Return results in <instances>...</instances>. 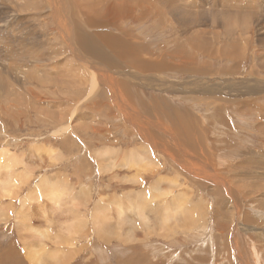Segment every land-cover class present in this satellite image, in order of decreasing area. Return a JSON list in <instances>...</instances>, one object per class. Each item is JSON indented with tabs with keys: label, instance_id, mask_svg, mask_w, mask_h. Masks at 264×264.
<instances>
[{
	"label": "rangeland",
	"instance_id": "obj_1",
	"mask_svg": "<svg viewBox=\"0 0 264 264\" xmlns=\"http://www.w3.org/2000/svg\"><path fill=\"white\" fill-rule=\"evenodd\" d=\"M263 37L264 0H0V264L46 227L63 264H264Z\"/></svg>",
	"mask_w": 264,
	"mask_h": 264
},
{
	"label": "bare ground",
	"instance_id": "obj_2",
	"mask_svg": "<svg viewBox=\"0 0 264 264\" xmlns=\"http://www.w3.org/2000/svg\"><path fill=\"white\" fill-rule=\"evenodd\" d=\"M142 13H144V12H142ZM138 17V16H137ZM90 18V17H89ZM91 19H92V17H91ZM90 22V21H89ZM87 24H88V26H89V23L88 22H86ZM94 25V24H93ZM96 26V25H95ZM88 38V37H87ZM99 38L101 39L100 41H102V42H105L106 43V45L105 46H107L106 48H110V49H112L114 52H116V53H119V54H121V55H124V54H126V53H128V56H131V53L134 51V49H136L135 47H133V46H130V45H127V44H123V43H117V41H113V40H110V41H106V37H104V36H99ZM94 42V41H93ZM103 45H104V43H102ZM123 44V45H122ZM104 47V46H103ZM106 52V51H105ZM143 59L142 58H136L134 61H132L133 63H132V65L134 66V67H136L137 69H140L139 68V63L142 61ZM152 66V65H151ZM147 67H149V64L147 65ZM161 68V67H160ZM93 72V71H92ZM108 73V72H107ZM107 78V77H106ZM92 79V78H91ZM95 79V78H94ZM93 81V80H92ZM93 84H95V83H92L91 85H93ZM105 84H106V86H107V88H108V90H109V92H107V93H109L110 94V88H109V81L108 82H105ZM96 85V84H95ZM114 87V86H113ZM122 88V87H121ZM120 88V89H121ZM115 89V88H114ZM93 91V90H92ZM112 94L114 95V93L112 92ZM105 96V95H104ZM108 96V95H107ZM110 96V95H109ZM115 96V97H114ZM113 96V103H116V106H118V104H119V102L122 100V99H124L123 98V96L120 94V93H117V94H115ZM100 98V97H99ZM104 98V97H103ZM102 98V99H103ZM109 99V98H108ZM99 100V99H98ZM125 100H127V99H125ZM116 101V102H115ZM124 101V100H123ZM94 102V101H93ZM96 102V101H95ZM94 102V103H95ZM112 102V101H111ZM100 103V102H99ZM122 103V102H121ZM129 103V102H128ZM125 104V103H124ZM121 105V104H120ZM127 106V105H126ZM146 106V105H145ZM100 108V107H99ZM117 108V107H116ZM121 108V107H120ZM133 108V107H132ZM126 109V108H125ZM123 110V109H122ZM120 111H121V109H120ZM124 111V110H123ZM134 111V110H133ZM162 112V111H161ZM126 116V115H125ZM181 118L179 115H177V113L176 112H174V119H175V122H174V125L182 132V134H184V135H186V136H191L193 133H192V131H194L195 130V124H193V123H190L188 126H186V125H183L182 123H181V121L179 120V118ZM144 129V128H143ZM186 139V138H185ZM36 148H34V150H35ZM8 150V149H7ZM7 150H5V149H2L1 151H0V162L2 161V160H5L4 161V165L5 164H7V166L10 164V163H12L13 161H14V158L12 157V156H6V154L8 153V151ZM36 151V150H35ZM106 152V151H105ZM107 153V152H106ZM10 155V154H9ZM147 157V156H146ZM129 160V162H128V164H130V166H143V165H145L146 164V158L145 157H141V156H139L138 158H135L134 156L133 157H131V158H129L128 159ZM15 162V161H14ZM2 163V162H1ZM19 163V162H18ZM3 165V166H4ZM13 166V165H12ZM25 166V165H24ZM5 168H6V166H5ZM5 168H3V169H5ZM7 168H9V167H7ZM27 168H28V166H27ZM7 170V169H6ZM9 172H12V171H9ZM9 172H7L8 174H10ZM14 174V173H13ZM11 176H12V173L10 174ZM10 175H8V176H6L8 179L10 178ZM44 175V174H43ZM13 176H15V175H13ZM12 176V177H13ZM164 178L165 177H162V176H160L159 178H157V179H155V180H153L152 182H150V184H149V186H147L146 187V190H143V192H142V194H140L139 193V196L140 195H144V193L146 194V192H148L149 191V194H150V191H153V190H156L157 188H158V186H159V183L161 182V180H164ZM1 179V178H0ZM2 180V179H1ZM0 180V181H1ZM54 180H55V178H54ZM133 180H136V178H134ZM8 180H6L5 181V178H4V182H3V184H5L6 186H7V184L5 183V182H7ZM9 182L10 181H8L7 183L9 184ZM11 182H13V181H11ZM0 184H1V182H0ZM13 184V183H12ZM16 184V183H15ZM35 185L36 186H40V184H38V183H35ZM5 186V187H6ZM0 187H2L1 185H0ZM4 186H3V189L5 188ZM9 188H10V186H7L4 190L3 189H0V190H3L4 192L3 193H5V196H7L8 194H9V192L10 191H12L13 189V186H12V188H10V189H12V190H9ZM145 189V188H144ZM141 191V190H140ZM139 191V192H140ZM157 191H161V190H157ZM1 192V194H2V191H0ZM56 192V191H55ZM51 193H53V192H51ZM152 193V192H151ZM171 193V192H170ZM71 194V193H70ZM82 194V193H81ZM85 194V193H84ZM148 194V193H147ZM173 194V193H172ZM4 195V194H3ZM2 195V196H3ZM13 195V194H12ZM52 195H54V197H57V200H61V196H59V195H55L54 193L52 194ZM51 195V196H52ZM152 195V194H151ZM174 195V194H173ZM136 196V195H135ZM142 196H140L141 197V199H143L142 198ZM71 197V196H70ZM131 197V196H130ZM143 197H145V196H143ZM151 198V197H150ZM25 199V198H24ZM178 199V197H174V198H172V201L168 204V205H162V211H164V213H163V217L164 218H167V220H168V217H169V215L171 214V212H170V210H173V209H171L172 207V204L171 203H173L174 204V201L175 200H177ZM72 200V199H71ZM136 200V197H134L133 199H131V201H135ZM137 200H139L138 198H137ZM186 201V200H185ZM102 198L101 199H99V200H96L95 201V203H94V206H93V209H92V217H94V219L95 218H97V217H95L96 216V214L98 213V212H100L101 210V207H102ZM136 203H137V201H136ZM139 207V206H138ZM148 207V206H147ZM173 207H174V205H173ZM150 208V207H149ZM5 209H6V206H2V204H1V206H0V216H3V214L5 213ZM175 209V208H174ZM75 210V209H74ZM119 211V210H118ZM180 212V211H179ZM181 212H183V210L181 211ZM173 213V212H172ZM183 213H186L187 214V209H184V212ZM122 214V213H121ZM137 214V213H136ZM24 216V215H23ZM172 216V214L170 215V217ZM134 217V216H133ZM177 217V216H176ZM181 219V218H180ZM17 224H18V227H21V223L19 222V220H17L16 219V221H15ZM121 222V221H120ZM50 224V223H49ZM69 224H71L70 223V221H69ZM66 225V224H65ZM68 225V224H67ZM69 226V225H68ZM67 226V227H68ZM67 227H65V228H63V230L65 229L66 231H70V229H69V227L71 228L72 226L70 225L68 228ZM59 228H61V227H59ZM73 228V227H72ZM43 230H38V228H36L35 229V231H36V234H37V236H38V239H39V242H41V244H39V249L37 248V249H33V247L31 248V247H28L27 249H25V252H24V255H25V258L28 260V262L30 263V264H47V262L46 261H50V262H52L53 264H63L64 263V260L65 259H63V258H66V257H64L63 256V252H62V250L60 249V247L57 245H55V247L54 248H49V247H47L46 245H44V243H42V239H44V238H48V239H51L50 237V233H51V229L50 228H48V227H46V228H42ZM99 231V230H98ZM71 232V231H70ZM100 233V232H99ZM52 234V233H51ZM57 234V233H56ZM63 234H64V232H63ZM71 234V233H70ZM101 235H102V233H100ZM58 235V234H57ZM102 236H104V235H102ZM101 236V237H102ZM60 237V236H59ZM76 237V236H75ZM106 237V236H105ZM56 239H58V237H55ZM109 239H110V237H109ZM62 240V239H61ZM135 240V239H134ZM55 241H58V240H55ZM123 241V240H122ZM24 244V243H23ZM29 244V243H28ZM60 245V244H59ZM73 245V244H72ZM27 246V245H26ZM61 246V245H60ZM23 247V246H22ZM24 248H26V247H23V250H24ZM153 260V259H152ZM156 261V260H155ZM154 261V262H155ZM153 262V263H154ZM50 264V263H49ZM151 264V263H150Z\"/></svg>",
	"mask_w": 264,
	"mask_h": 264
},
{
	"label": "crops",
	"instance_id": "obj_3",
	"mask_svg": "<svg viewBox=\"0 0 264 264\" xmlns=\"http://www.w3.org/2000/svg\"><path fill=\"white\" fill-rule=\"evenodd\" d=\"M262 39H264V37L263 38H261V44L262 45H264V40H262ZM236 49V48H235ZM264 50L262 49L261 51H260V55L262 56V57H264V52H263ZM233 59H234V62H240V61H238V59L237 60H235V58H238V56H237V53H233ZM17 209V208H16ZM15 209V210H16ZM41 220H39V222H40ZM30 223H32V224H34V225H39L38 223H34V222H30ZM12 231V230H11ZM15 237V236H14ZM16 244L18 245V243H17V240L15 239V246H16ZM19 247V246H18ZM8 249H10V248H8ZM14 249H15V247H14ZM19 253H20V251H18ZM21 254H22V250H21ZM25 261H28L27 259H24ZM27 263V262H26ZM28 264V263H27Z\"/></svg>",
	"mask_w": 264,
	"mask_h": 264
}]
</instances>
